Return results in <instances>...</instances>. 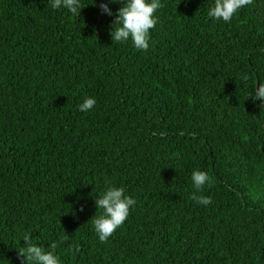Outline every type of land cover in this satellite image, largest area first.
Returning a JSON list of instances; mask_svg holds the SVG:
<instances>
[{"label":"trees","instance_id":"1","mask_svg":"<svg viewBox=\"0 0 264 264\" xmlns=\"http://www.w3.org/2000/svg\"><path fill=\"white\" fill-rule=\"evenodd\" d=\"M92 2L76 18L0 0V264H20L24 232L62 264H264V106L247 97L264 83V0L228 23L207 17L214 0H162L146 51L111 38L123 0L111 16ZM109 186L136 205L101 242Z\"/></svg>","mask_w":264,"mask_h":264},{"label":"clouds","instance_id":"2","mask_svg":"<svg viewBox=\"0 0 264 264\" xmlns=\"http://www.w3.org/2000/svg\"><path fill=\"white\" fill-rule=\"evenodd\" d=\"M49 2L53 9H66L76 18L79 16L80 10L85 7L82 6V0H49ZM117 2L120 0H101L99 3L101 13L111 16L112 9L109 5ZM96 3L97 0H93L92 4ZM252 3L253 0H214V3L207 9V17L211 18L213 22L228 23L240 9ZM163 6L162 0H123L112 25L110 33L112 40L125 42L130 39L135 49L146 51L149 48L150 30L154 29L158 23L156 13ZM242 79L247 81L249 77L245 74ZM247 97H251L253 103L264 106V83L256 84L254 91ZM96 103L95 97H85L79 104V110L88 112ZM191 181L195 188L192 199L203 206L211 204V197L198 194L206 184L211 183L208 173L199 169L193 170ZM95 205L102 211L92 223L99 240L103 242L125 222L130 208L136 205V200L125 194L124 187L109 186L95 199ZM21 238L24 243L16 248L20 264H62L59 255L55 252L58 247L56 242L45 247L34 240L31 232H24Z\"/></svg>","mask_w":264,"mask_h":264},{"label":"bare ground","instance_id":"3","mask_svg":"<svg viewBox=\"0 0 264 264\" xmlns=\"http://www.w3.org/2000/svg\"><path fill=\"white\" fill-rule=\"evenodd\" d=\"M58 162V161H57Z\"/></svg>","mask_w":264,"mask_h":264}]
</instances>
